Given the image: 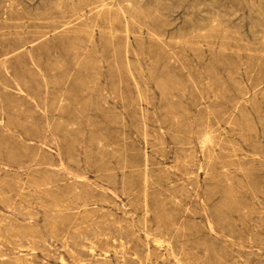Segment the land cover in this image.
Returning <instances> with one entry per match:
<instances>
[{
	"label": "rangeland",
	"instance_id": "1",
	"mask_svg": "<svg viewBox=\"0 0 264 264\" xmlns=\"http://www.w3.org/2000/svg\"><path fill=\"white\" fill-rule=\"evenodd\" d=\"M0 264H264V0H0Z\"/></svg>",
	"mask_w": 264,
	"mask_h": 264
},
{
	"label": "bare ground",
	"instance_id": "2",
	"mask_svg": "<svg viewBox=\"0 0 264 264\" xmlns=\"http://www.w3.org/2000/svg\"><path fill=\"white\" fill-rule=\"evenodd\" d=\"M58 9V8H57ZM209 145V144H208ZM122 243V242H121ZM99 257V256H98Z\"/></svg>",
	"mask_w": 264,
	"mask_h": 264
}]
</instances>
